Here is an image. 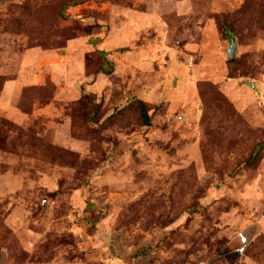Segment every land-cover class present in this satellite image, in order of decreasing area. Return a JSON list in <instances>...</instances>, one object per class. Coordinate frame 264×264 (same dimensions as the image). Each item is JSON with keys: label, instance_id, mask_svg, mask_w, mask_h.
<instances>
[{"label": "rangeland", "instance_id": "1", "mask_svg": "<svg viewBox=\"0 0 264 264\" xmlns=\"http://www.w3.org/2000/svg\"><path fill=\"white\" fill-rule=\"evenodd\" d=\"M262 141L264 0H0V264H264Z\"/></svg>", "mask_w": 264, "mask_h": 264}, {"label": "trees", "instance_id": "2", "mask_svg": "<svg viewBox=\"0 0 264 264\" xmlns=\"http://www.w3.org/2000/svg\"><path fill=\"white\" fill-rule=\"evenodd\" d=\"M106 66L102 69L103 73L105 74H109L112 72L113 70V65L111 62H106ZM139 104V112L141 114V117L143 119V122L145 124V126H150V120H151V117L149 115V112L148 110L146 109L145 105L141 102L138 103ZM264 148V141L262 142H259L255 147L254 149L252 150L250 156H249V159H248V163L247 164H251L253 162H255L257 159H258V156L259 154L261 153V151L263 150Z\"/></svg>", "mask_w": 264, "mask_h": 264}, {"label": "water", "instance_id": "3", "mask_svg": "<svg viewBox=\"0 0 264 264\" xmlns=\"http://www.w3.org/2000/svg\"><path fill=\"white\" fill-rule=\"evenodd\" d=\"M235 49H236V44H235L234 41H232L231 47H230V50H229V58H233L234 57Z\"/></svg>", "mask_w": 264, "mask_h": 264}]
</instances>
